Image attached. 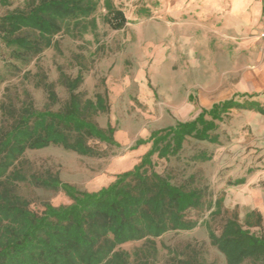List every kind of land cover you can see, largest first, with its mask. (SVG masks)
I'll return each instance as SVG.
<instances>
[{
    "label": "rangeland",
    "instance_id": "rangeland-1",
    "mask_svg": "<svg viewBox=\"0 0 264 264\" xmlns=\"http://www.w3.org/2000/svg\"><path fill=\"white\" fill-rule=\"evenodd\" d=\"M76 1L89 6L91 14L60 22L51 46L34 29L17 34L38 43V52L9 46L0 34V127L11 129L29 110L66 112L69 84L80 77L74 94L82 106L96 103L99 96L106 105L97 113L87 110L88 120L113 137L107 142L86 136L91 155L54 144L25 152L14 170L26 180L15 192L38 214L49 204L72 202L54 186L55 180L95 194L134 171L150 151L156 131L193 121L227 100L264 107V50L235 40V32L225 31L226 22L202 16V0ZM31 4L0 0V18L28 11ZM111 7L128 19L121 29L107 22ZM216 122L211 133L216 142L188 137L178 154L153 157L155 170L174 184L201 191L202 205L187 212L198 225L157 238L152 256L144 240L122 245L131 253V264H227L211 244L209 230L220 234L229 219L264 236V115L234 108ZM238 179L245 182L235 185ZM46 180L47 186L42 184ZM251 212L261 214L260 226H247ZM143 249L146 255L138 252Z\"/></svg>",
    "mask_w": 264,
    "mask_h": 264
},
{
    "label": "trees",
    "instance_id": "trees-1",
    "mask_svg": "<svg viewBox=\"0 0 264 264\" xmlns=\"http://www.w3.org/2000/svg\"><path fill=\"white\" fill-rule=\"evenodd\" d=\"M31 1L28 11L18 10L0 18V34L7 45L38 52V43L17 34L34 29L49 47L61 28L60 22L88 16L92 11L76 0ZM110 10L108 24L113 29L124 27L128 22L125 13L117 8ZM80 80L79 77L69 84L72 95L66 112L29 110L11 129L0 127V264H131V253L121 246L141 240L149 243L150 256L156 254L157 238L170 231H189L198 225V221L188 219L187 212L198 209L203 196L199 189L176 185L156 171L153 157L169 159L178 154L188 137L216 142L218 137L211 134L218 127L216 121L231 109H255L264 115V107L259 104L253 107L254 103L235 100L214 104L193 121L154 132L152 147L135 170L118 176L112 185L98 193L80 192L55 180L54 186H60L72 202L59 207L49 204L38 214L15 192L16 185L26 180L20 171L14 170L15 165L27 150L54 144L91 155L93 148L87 144L86 136L113 142L111 134L87 118L89 109L96 113L105 110L104 99L99 96L96 103L90 100L82 106L74 94ZM61 125L69 127V133ZM72 132L76 137L71 136ZM244 182L245 179H238L234 184ZM42 184L49 183L46 180ZM261 224L260 213L247 215V226ZM209 238L227 264L264 262V236L245 228L237 219H229L220 234L210 229ZM138 252L146 255L144 249Z\"/></svg>",
    "mask_w": 264,
    "mask_h": 264
},
{
    "label": "crops",
    "instance_id": "crops-1",
    "mask_svg": "<svg viewBox=\"0 0 264 264\" xmlns=\"http://www.w3.org/2000/svg\"><path fill=\"white\" fill-rule=\"evenodd\" d=\"M208 1L214 8H209ZM201 6L206 12L202 16L226 22L225 31L235 32V40L244 39L248 48L264 50V39L260 37L264 0H202Z\"/></svg>",
    "mask_w": 264,
    "mask_h": 264
},
{
    "label": "built area",
    "instance_id": "built-area-1",
    "mask_svg": "<svg viewBox=\"0 0 264 264\" xmlns=\"http://www.w3.org/2000/svg\"><path fill=\"white\" fill-rule=\"evenodd\" d=\"M260 37L264 39V19H263L261 30H260Z\"/></svg>",
    "mask_w": 264,
    "mask_h": 264
}]
</instances>
